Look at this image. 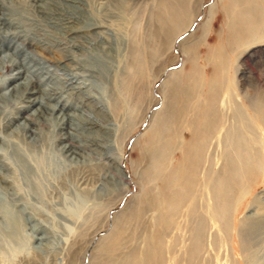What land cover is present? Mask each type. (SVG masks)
Returning a JSON list of instances; mask_svg holds the SVG:
<instances>
[{"label": "rangeland", "instance_id": "374dc122", "mask_svg": "<svg viewBox=\"0 0 264 264\" xmlns=\"http://www.w3.org/2000/svg\"><path fill=\"white\" fill-rule=\"evenodd\" d=\"M250 4L254 26L238 36L240 0H0V95L36 69L40 92L65 90L42 101L70 114L63 126L21 91L0 97V120L23 113L2 133L40 131L13 140L45 188L20 196L32 241L17 252L0 234V264H249L245 227L264 215V0ZM74 76L81 89L60 84Z\"/></svg>", "mask_w": 264, "mask_h": 264}, {"label": "bare ground", "instance_id": "6f19581e", "mask_svg": "<svg viewBox=\"0 0 264 264\" xmlns=\"http://www.w3.org/2000/svg\"><path fill=\"white\" fill-rule=\"evenodd\" d=\"M240 1H244V3H246V5L248 4V9L246 8L243 11H240L239 14L242 16L241 19L237 20L236 23V27H235V32L236 35L239 36L240 33L243 34H247L248 31H250L251 28H253L254 26V17L250 14V12H252V10H254V6L253 4L251 5L250 3L252 2V0H240ZM200 5V3H199ZM198 5V6H199ZM235 6V5H234ZM233 6V9L235 8ZM200 8V6H199ZM199 11V10H198ZM250 14V16H248L247 14ZM177 14V9H175V11L171 12L170 16L168 17V20H171L172 16H175ZM243 14V15H242ZM240 16V17H241ZM253 17V18H252ZM2 20V19H1ZM195 20V19H194ZM192 20L191 22L188 23V25L185 26V29H183L182 31H180V33H178L177 35H175L173 37V40L171 42V46H173V41L179 37L180 35L184 34L185 31L190 27L191 23L194 21ZM6 23V22H5ZM11 23V22H10ZM5 25V24H4ZM193 34H189L187 36H185L184 39H182L179 42V46L181 48H184V42L191 37ZM1 51V49H0ZM66 59V58H65ZM58 60V58H57ZM62 61V60H61ZM60 63V61H59ZM73 63V62H72ZM42 64V63H41ZM40 64V65H41ZM39 65V64H38ZM22 67V66H21ZM48 67V66H47ZM26 68V67H25ZM67 68V67H66ZM164 68V67H163ZM162 68V69H163ZM41 69V68H40ZM74 70V69H73ZM36 71V69H35ZM34 71V69L32 71H27L28 73L26 74L24 81L22 82H18V83H14V85H12V90L10 91H6L5 93H2L0 95V97H4V98H8L10 96V93L12 94L13 92H17V91H21V95H24V100L27 103L26 106H32L34 104H38L40 102V107H38V109H36V111L34 110V115L37 114L38 112H42L44 110V108L47 107V109L49 110L50 113H58L57 118L60 120V124H67L70 126V124H68L67 120H68V115L70 114H65L63 113V106H57L56 104H47L46 102H43V99H49L53 93H55V91H57L58 89H60V91L64 88V87H50L47 90L48 91H42L40 92L41 89H38L37 85L38 82L35 80L34 76L36 77L37 74ZM38 71V70H37ZM163 71V70H162ZM23 72L19 71L16 72V75H20ZM69 73V72H68ZM71 73V72H70ZM42 74V73H41ZM162 74V72H161ZM160 74V75H161ZM82 75V74H81ZM159 75V76H160ZM77 76V75H76ZM79 76V75H78ZM83 76V75H82ZM158 76V77H159ZM157 77V78H158ZM43 78V77H42ZM70 78V77H69ZM156 78V79H157ZM59 79V78H58ZM70 81H67L68 79H63L64 81L60 82V84H64L66 83L67 85L71 86V89H81L82 85L80 86V82L77 81L78 78L71 77ZM75 79V80H73ZM48 81V80H47ZM90 84V83H89ZM2 85V84H1ZM85 85V84H84ZM66 89V88H65ZM70 90V89H69ZM65 90H62V93ZM58 92V91H57ZM79 92V91H78ZM67 93V92H66ZM73 93V92H72ZM59 94V93H58ZM71 95V93H69ZM74 94V93H73ZM72 94V95H73ZM90 94H92L90 92ZM75 95V94H74ZM83 95V94H82ZM86 95V94H85ZM68 96V95H67ZM81 96V95H80ZM19 97V96H18ZM73 98V97H72ZM83 98V97H81ZM86 98V97H84ZM95 98V97H94ZM87 99V98H86ZM1 100V99H0ZM18 100V99H16ZM83 100V99H82ZM170 100V99H169ZM23 101V100H22ZM49 101V100H48ZM12 102V101H11ZM42 102V103H41ZM60 102V101H58ZM18 103V102H16ZM84 103V102H82ZM81 103V104H82ZM1 104V102H0ZM19 104V103H18ZM95 104V103H94ZM11 105V104H10ZM65 105V104H64ZM1 106V105H0ZM25 106V107H26ZM66 106V105H65ZM8 107V106H7ZM23 107V106H22ZM44 107V108H43ZM24 108V107H23ZM11 109V108H10ZM3 110V109H2ZM7 110V108H6ZM4 110V111H6ZM213 111V110H212ZM147 112V110H146ZM144 113L143 117L141 118L140 121H142V119L145 117ZM169 112V111H168ZM1 113V112H0ZM4 113V112H3ZM2 113V114H3ZM10 113V112H9ZM260 113V112H259ZM171 114V113H170ZM86 115V114H85ZM26 117H24V119L26 120L27 118L29 119V117L31 118L33 115H25ZM171 116V115H170ZM89 117V116H87ZM91 117V116H90ZM23 118V113L19 112V111H14V113H11L9 116H6V118H2L3 120H0V234H3V236L6 234V238H5V244L11 245L12 247L18 252L20 251L21 247L23 248L22 245V240H24L27 244L28 241H32V237H27L24 234L25 231V227L24 223L29 224L32 220V216L30 215V213H27L29 211L26 212L27 209V205L25 202H20L19 199L22 198L20 196H24L25 192H33V193H38L37 196H41L42 190L45 191V188H43V177H40L39 175H37V167H36V163L34 158L29 155V153H27V151H25L23 148H21L22 146L18 145L15 143L16 140H13V138L16 136H20L22 138V142L28 140L27 138H31V140H36L37 135L39 134V130H35V129H31L28 126V122L24 121L21 124H17V127L19 128L18 131H14L11 132L9 134H4L2 133L3 130H5V128H9L10 125L12 124V122H14L15 120H19ZM37 118V117H36ZM86 118V117H85ZM216 118V117H215ZM32 119V118H31ZM217 121V120H216ZM264 121V120H263ZM83 122V121H82ZM42 123V122H41ZM204 127H207L209 124V120L207 118H205V116L202 119L201 122ZM16 127V128H17ZM17 128V129H18ZM24 133H23V132ZM29 133L28 135H26V133ZM42 133V132H41ZM241 133V132H240ZM196 134V133H195ZM235 134V133H233ZM42 135V134H41ZM80 136V135H79ZM41 137H45V135L41 136ZM69 136H65L63 139H67ZM36 138V139H35ZM40 138V136H39ZM46 138V137H45ZM70 138V137H69ZM204 138V137H203ZM62 139V137H61ZM198 140V139H197ZM206 140V137H205ZM38 141V140H37ZM41 141V140H40ZM86 141V140H84ZM34 142V141H33ZM32 143V142H31ZM35 143V142H34ZM38 143V142H37ZM242 143L240 141V144L238 146H236V148H238L239 150L242 149ZM80 144V143H79ZM42 145V144H41ZM39 145V146H41ZM85 146V145H84ZM32 148V147H31ZM30 148V149H31ZM42 148V147H41ZM62 148V147H61ZM72 148L71 144H65V146H63V149L70 151ZM81 148V147H80ZM244 148V147H243ZM37 150V149H36ZM74 150V149H73ZM232 150V149H231ZM38 151V150H37ZM36 151V152H37ZM41 151V150H40ZM44 151V149H43ZM72 151V150H71ZM78 152V151H77ZM72 153V152H71ZM35 154V153H34ZM47 154V153H46ZM50 154V153H49ZM8 155L10 157H8ZM122 157V155H121ZM42 159V158H41ZM241 159V158H240ZM242 161L244 163V166L247 167L248 164L250 163L249 159L250 157L248 155L244 154V157H242ZM41 161V160H40ZM46 162V161H45ZM189 162V166H187V168H185L184 171H181V173H177L176 175H174V179L179 181V187L177 190H175L174 192H171L170 197L167 200L166 205L171 208V206H173L177 200L179 199V197H181L183 195L184 192V188H181V186L183 187H188V184H190V178L192 176V172H193V163L195 162V158L194 156H191L190 159L188 160ZM48 163V162H47ZM247 166H246V165ZM38 165V164H37ZM50 165V164H49ZM250 165V164H249ZM41 166V165H40ZM45 166V165H44ZM52 166V165H51ZM233 166V165H232ZM243 166V167H244ZM46 168V167H45ZM49 168V167H48ZM48 168L46 170H48ZM43 169V168H41ZM51 169V167L49 168ZM52 170V169H51ZM223 170V169H222ZM40 171V170H39ZM221 171V170H220ZM47 172V171H46ZM45 173V172H44ZM259 174V173H258ZM48 175V174H47ZM57 175V174H54ZM50 176V175H49ZM258 176V175H257ZM51 177V176H50ZM121 177V176H120ZM229 175H227L226 177H224L223 179H220L217 181V189L222 187L223 189H226V180L228 179ZM49 178V177H48ZM232 181V180H231ZM22 182L24 184V188L22 185ZM181 182V183H180ZM46 186V185H45ZM178 187V186H177ZM49 189V188H48ZM227 190V189H226ZM217 192H221L218 191ZM34 195V194H33ZM30 196V195H29ZM26 197V196H25ZM40 198V197H39ZM122 198V197H121ZM187 198V197H186ZM180 200V199H179ZM31 202V201H30ZM32 206V205H31ZM222 207V206H220ZM225 207V206H224ZM227 207V206H226ZM225 207V208H226ZM39 209V208H38ZM219 209V208H218ZM30 210V209H29ZM32 214V213H31ZM30 215V216H29ZM220 215V214H219ZM33 216H35L33 214ZM215 216H218L215 215ZM41 223V222H40ZM218 224V223H217ZM4 225V226H3ZM20 226V228H19ZM40 226L37 225L36 223H32L31 224V229H33L34 231H36V229H38ZM53 228V227H52ZM216 229V228H215ZM199 233V231H198ZM215 233V232H214ZM119 235V234H118ZM118 235L114 236L110 241L109 244H114L116 243V241L118 240ZM198 237V236H197ZM40 238V237H38ZM4 239V238H3ZM42 240V239H41ZM92 240V239H91ZM90 240V241H91ZM40 241V240H39ZM89 241V243H90ZM245 241L248 243V247H249V264H264V215H261L258 220H255L254 222L250 223V225H248L247 227H245ZM29 249V248H28ZM254 249V250H253ZM24 250V249H23ZM86 250V248H85ZM159 250V245H157V243L155 244V246L153 247V251L149 254L146 255V259L145 261L148 262H152L151 261V256L154 255L156 256V254L158 253ZM217 251V250H216ZM262 253V254H261ZM260 254V255H259ZM83 257V256H82ZM82 257L80 259V261L82 260ZM27 258V257H26ZM263 259V260H262ZM152 264V263H151Z\"/></svg>", "mask_w": 264, "mask_h": 264}, {"label": "water", "instance_id": "95a60500", "mask_svg": "<svg viewBox=\"0 0 264 264\" xmlns=\"http://www.w3.org/2000/svg\"><path fill=\"white\" fill-rule=\"evenodd\" d=\"M123 166V163L121 164V167ZM128 177V176H127Z\"/></svg>", "mask_w": 264, "mask_h": 264}]
</instances>
